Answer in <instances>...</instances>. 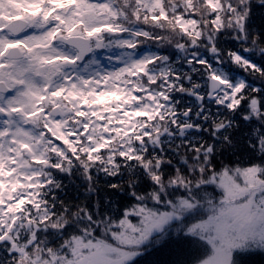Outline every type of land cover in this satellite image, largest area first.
I'll use <instances>...</instances> for the list:
<instances>
[{"label": "snow or ice", "instance_id": "6c2138e0", "mask_svg": "<svg viewBox=\"0 0 264 264\" xmlns=\"http://www.w3.org/2000/svg\"><path fill=\"white\" fill-rule=\"evenodd\" d=\"M264 254V0H0V264Z\"/></svg>", "mask_w": 264, "mask_h": 264}, {"label": "trees", "instance_id": "16d2710c", "mask_svg": "<svg viewBox=\"0 0 264 264\" xmlns=\"http://www.w3.org/2000/svg\"><path fill=\"white\" fill-rule=\"evenodd\" d=\"M176 251L177 249L171 246L162 247L151 255H146L141 260V264H173V261L177 259ZM252 264H264V254L254 256Z\"/></svg>", "mask_w": 264, "mask_h": 264}]
</instances>
